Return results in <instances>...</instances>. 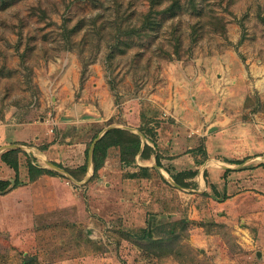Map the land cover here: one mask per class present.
Wrapping results in <instances>:
<instances>
[{
  "label": "rangeland",
  "instance_id": "374dc122",
  "mask_svg": "<svg viewBox=\"0 0 264 264\" xmlns=\"http://www.w3.org/2000/svg\"><path fill=\"white\" fill-rule=\"evenodd\" d=\"M162 1L150 14L146 0H26L0 12V125L34 124L23 148L55 178L18 191L17 212L0 215V264H264L234 244L191 245L187 193L163 162L123 163L112 147L80 184L65 170L109 128L154 146L159 133L227 118L264 125V0Z\"/></svg>",
  "mask_w": 264,
  "mask_h": 264
},
{
  "label": "crops",
  "instance_id": "0c3cea01",
  "mask_svg": "<svg viewBox=\"0 0 264 264\" xmlns=\"http://www.w3.org/2000/svg\"><path fill=\"white\" fill-rule=\"evenodd\" d=\"M232 121L227 118L220 124H209L205 131H194L189 136L180 132L174 136L159 133L155 142L157 149L155 145L150 146L145 137L141 142L155 147L153 153L160 156V163H165L167 169L160 167L167 179L177 186L173 187L187 193L188 212L192 213L189 219L193 222L191 245L201 251L215 245L214 253H217V250L227 251L234 244L242 253L254 254L261 260L264 256V125L237 119ZM213 126L216 128L212 130ZM35 129L34 124L29 122L0 125V150H20L17 176L0 160V181H8L11 185L15 179L18 181V185L7 193H0V202H5L8 209L0 207V215L17 212L15 202L11 201H15L18 191L55 180L52 175H41L34 181L29 179L28 164L36 167L33 164L35 155L23 146L33 144ZM165 139L169 141L167 147L162 143ZM154 154L147 160L138 156L136 159L143 163L155 162ZM27 156L30 159L28 163ZM185 172H193L194 175L182 179L187 184L186 188H182L172 177ZM200 221L207 222L212 230L205 231L207 225L202 227ZM222 258L216 257V262L245 264L246 261L238 262L231 255H227V259Z\"/></svg>",
  "mask_w": 264,
  "mask_h": 264
},
{
  "label": "trees",
  "instance_id": "16d2710c",
  "mask_svg": "<svg viewBox=\"0 0 264 264\" xmlns=\"http://www.w3.org/2000/svg\"><path fill=\"white\" fill-rule=\"evenodd\" d=\"M26 0H0V12L9 9L12 6L17 5L20 2H24ZM76 0H72L74 2ZM149 4V14L156 6H159L163 1L162 0H146ZM177 1H174L167 10L176 4ZM141 132V131H140ZM144 136V135H143ZM118 148L120 153V161L123 163H132L135 158L138 156L140 159L147 160L154 153L153 149L149 147L146 143L141 142L140 137L125 129L120 128H112L107 130L102 137L98 140V142L94 145L92 151V169L94 174L100 169L102 163L104 162L106 152L109 148ZM20 153L19 149H11L0 154V160L3 164L9 167L15 175L18 174V154ZM87 155L88 151H85V163L80 168L76 170H68L65 169L66 172L70 174V176L76 181H81L85 175L87 170ZM155 155V154H154ZM155 162L157 167H160L158 155H155ZM28 174L30 181H34L41 175H54L53 172L48 171L46 169H40L37 167L28 164ZM194 175L193 172H185L183 174H178L176 176H171L174 182L182 188H186L187 184L182 182V179L192 177ZM18 185L17 179H15L14 184L11 185L8 181L2 182L0 181V193H4Z\"/></svg>",
  "mask_w": 264,
  "mask_h": 264
},
{
  "label": "water",
  "instance_id": "95a60500",
  "mask_svg": "<svg viewBox=\"0 0 264 264\" xmlns=\"http://www.w3.org/2000/svg\"><path fill=\"white\" fill-rule=\"evenodd\" d=\"M110 129V128H109ZM108 129H106L101 135H103ZM125 130H129V131H134L141 139L142 142H144L145 138L144 136L138 132L137 130H134V129H131V128H125ZM100 136L96 137L95 140L92 142L89 150H88V155H87V167H91V157H92V151H93V148H94V145L98 142V140L100 139ZM70 180L74 183V184H80V183H77L75 180H73L71 177H70ZM174 186H176L175 184H173ZM177 187V186H176Z\"/></svg>",
  "mask_w": 264,
  "mask_h": 264
}]
</instances>
